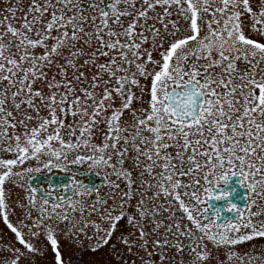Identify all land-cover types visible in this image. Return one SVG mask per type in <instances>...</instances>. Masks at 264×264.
<instances>
[{
  "label": "snow or ice",
  "instance_id": "6c2138e0",
  "mask_svg": "<svg viewBox=\"0 0 264 264\" xmlns=\"http://www.w3.org/2000/svg\"><path fill=\"white\" fill-rule=\"evenodd\" d=\"M3 13L0 217L14 241L0 264H34L49 246L65 264L61 225L91 227L95 251L125 217L138 235L120 242L140 264H176L185 250L210 264L209 244L218 254L264 239V0H15ZM42 170L69 183L33 187ZM81 172L103 173L104 196ZM232 176L247 204L217 222L207 201L227 198L213 190ZM8 184L24 193L13 204Z\"/></svg>",
  "mask_w": 264,
  "mask_h": 264
},
{
  "label": "rangeland",
  "instance_id": "374dc122",
  "mask_svg": "<svg viewBox=\"0 0 264 264\" xmlns=\"http://www.w3.org/2000/svg\"><path fill=\"white\" fill-rule=\"evenodd\" d=\"M24 2L26 3L27 0H24ZM9 3H15V0H0V18H2V16L4 15L3 9L7 7ZM20 15L22 14L18 12L17 16ZM12 22L14 24L16 23V21H12ZM43 114L46 115V113ZM124 117L128 119L129 122H131V117L127 112H125ZM101 128L103 129L104 125H101ZM49 131H51V128L49 129ZM65 138L67 139V137ZM95 142L96 143L101 142V138L99 134ZM0 158H11V155L4 152H0ZM125 167L131 168L132 161H128ZM75 170L86 171V166H77ZM157 171H159V169H157ZM84 173L88 174L95 172H84ZM44 174L45 175L57 174L60 176V178L56 179L53 182L50 175L46 180L47 182L36 183L33 187H35L37 184L43 187V185H49L50 182H53L51 185L54 186L67 185L70 178V176L69 178L67 176V174L69 175L70 173L61 172L59 170H54L52 173H48L45 170H42L36 176L44 175ZM133 177L134 179L139 180V177L136 176L135 172L133 173ZM230 181H228V183ZM7 188L12 189L13 192L12 199L11 201H9L10 204H13L16 201L17 199L16 193H19L20 196L24 195V193L20 189L13 188L11 184H8ZM106 191H107L106 187L100 188L101 196H104ZM88 202L89 204H91L92 201L89 199ZM158 202L163 203V200ZM107 203L111 204L112 200L108 199ZM132 203L135 204V200H133ZM208 204H209V200L207 201L208 215H211V213H214L215 211L210 210ZM226 205L223 206L225 213L228 212V210L225 208ZM133 212L134 209L132 207L127 208L128 214H132ZM20 215H21V211L19 208H17L15 214L10 215L9 219L11 222L15 223ZM85 215L88 216V213L86 212ZM167 215L168 213H164L162 217H158V218L162 219ZM179 215L180 213L178 212L177 216ZM220 217L218 218V221L220 220ZM90 219L93 221H97L98 214L92 213ZM145 223L147 225V221H145ZM148 226L150 227V225ZM61 227L63 228V231L59 232L56 238L58 240L59 250L63 255L65 264H140V257L143 256V253L142 252L138 253L135 248L130 253L128 252L127 248L120 242L122 236H128L129 234L133 236L138 235V233L134 231L132 226L128 224L126 217L122 218V220L118 222V227L116 228L114 235L110 238L109 243L107 245L100 247L95 251L92 250L95 241L94 240L90 241L88 239V237H91L93 235V229L91 227L84 228L83 231H78L75 228L69 230V227L67 225H61ZM104 227H107V225H104ZM13 241H14V234L11 233V231L6 227V225L3 224L2 217H0V246H3L5 243H11ZM42 241L43 243L37 242L38 247H45L46 240H44L43 237H42ZM209 247L213 249L211 254L210 264H241L240 258H243L244 264H247L248 255L264 256V239L261 238H255L251 242H242L236 246H229V248L221 247L218 254L216 253L214 246L209 244ZM171 252L175 254V249H172ZM230 252L237 253V256L231 257L229 255ZM53 255L54 254L52 253L50 246L46 247L43 255H37L35 257L34 264H52ZM175 259H176V264H180L181 259H183V264H189V261L192 259V257L189 256L187 250H185L183 257H181L180 255H176Z\"/></svg>",
  "mask_w": 264,
  "mask_h": 264
},
{
  "label": "water",
  "instance_id": "95a60500",
  "mask_svg": "<svg viewBox=\"0 0 264 264\" xmlns=\"http://www.w3.org/2000/svg\"><path fill=\"white\" fill-rule=\"evenodd\" d=\"M82 176H85L89 183L84 185L86 187L92 188V187H96L102 183H104V179L102 178V176L100 174H86V173H81ZM96 177H99V182L97 184H93V181H95ZM60 178L59 175L57 174H51V179L53 180V182ZM69 178V177H68ZM48 178L46 177V175H39L36 176L34 178H32L29 183L34 186L36 183H45L47 182ZM53 182H50V184H52ZM231 183V182H230ZM228 184L227 187H225V189H231L232 188V184ZM234 187V186H233ZM71 194L70 192H67L66 195ZM230 196L232 197V199H227L226 201H221L218 203H214V202H209V209L212 211H216L217 209L220 210L221 213V217L220 220L218 222H223L225 220H233L234 216L232 214L229 213H225L223 206L229 203L235 204L236 206H239L240 208H243L245 205V199H244V192L242 189H240L239 187L235 186V190L230 194ZM234 199V200H233ZM213 213H211L212 215Z\"/></svg>",
  "mask_w": 264,
  "mask_h": 264
},
{
  "label": "flooded vegetation",
  "instance_id": "af4514ba",
  "mask_svg": "<svg viewBox=\"0 0 264 264\" xmlns=\"http://www.w3.org/2000/svg\"><path fill=\"white\" fill-rule=\"evenodd\" d=\"M90 174V173H89ZM51 175V174H50ZM49 174H46V177L48 178L49 176H50ZM103 175V174H102ZM67 176L69 177L70 176V174L68 175L67 174ZM78 179H81V183H83L84 185H86V184H88L89 183V181H88V179L85 177V176H79V177H77ZM239 177L238 176H232V177H230V179H229V181L231 182V184L234 186H232V188L231 189H225V186H227L228 185V183L225 185V184H221V185H219L218 187H216V188H214V192H220V191H228L230 194L235 190V186H237V187H239L240 189H242L243 190V192H244V199H245V205L247 204V199H246V195H247V189L244 187V186H242L240 183H239ZM69 180H70V178H69ZM98 182V179H95V181H93V184H96ZM69 183V182H68ZM44 186H47V185H43V187ZM102 187H104V186H102L101 185V188ZM92 188H95V187H92ZM230 194H229V196L227 197V198H222V199H220V200H216V199H209V201H211V202H214V203H217V202H221V201H226L227 199H232V197L230 196ZM234 200V199H233ZM225 208H226V206H225ZM227 209V208H226ZM237 209H239V206H237ZM228 210V209H227ZM227 213H229V214H232L233 216H234V219H235V215H236V213L235 212H233V211H230V210H228V212ZM233 219V220H234Z\"/></svg>",
  "mask_w": 264,
  "mask_h": 264
}]
</instances>
